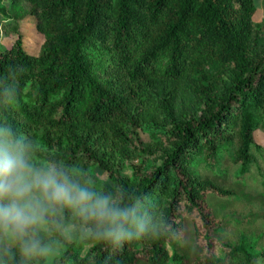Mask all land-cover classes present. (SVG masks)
Wrapping results in <instances>:
<instances>
[{"label": "trees", "instance_id": "trees-1", "mask_svg": "<svg viewBox=\"0 0 264 264\" xmlns=\"http://www.w3.org/2000/svg\"><path fill=\"white\" fill-rule=\"evenodd\" d=\"M255 13V0H0V81L17 88L0 120L151 193L169 224L119 250L57 241L52 264H264V0Z\"/></svg>", "mask_w": 264, "mask_h": 264}, {"label": "clouds", "instance_id": "clouds-1", "mask_svg": "<svg viewBox=\"0 0 264 264\" xmlns=\"http://www.w3.org/2000/svg\"><path fill=\"white\" fill-rule=\"evenodd\" d=\"M16 100L15 82L0 81V109ZM168 227L151 193L106 185L0 120V264H48L56 242L73 236L119 250Z\"/></svg>", "mask_w": 264, "mask_h": 264}, {"label": "rangeland", "instance_id": "rangeland-1", "mask_svg": "<svg viewBox=\"0 0 264 264\" xmlns=\"http://www.w3.org/2000/svg\"><path fill=\"white\" fill-rule=\"evenodd\" d=\"M2 1L5 6H8L10 3V0H2ZM255 8H256V13L254 16V21L256 23H260L263 19V0H255ZM22 29H23L22 34L23 37L25 38L26 45L34 52L38 51L39 46L42 44V37L37 34L33 21L28 20L23 22ZM7 42H9V40H7ZM191 110L192 109H190L189 107L188 108L185 107L184 103H176V112H179L181 115L190 114ZM256 140L257 143L264 145V136L260 132L256 134ZM133 163L138 164L139 161L136 160ZM123 173L128 176H131L132 169L130 168L125 169ZM98 176L99 178H101V180L105 179V174L102 172H99ZM73 231L74 232L76 231L75 225L73 226ZM81 241L82 238H80L79 236H73L67 243L69 245L72 244L77 246ZM66 250H67V246L56 244L53 248L54 254L49 258L48 264H52L56 259H59L66 252Z\"/></svg>", "mask_w": 264, "mask_h": 264}]
</instances>
